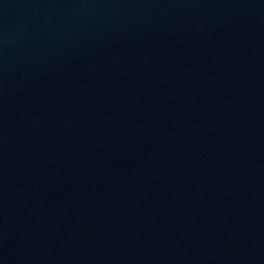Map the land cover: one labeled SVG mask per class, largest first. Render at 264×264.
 <instances>
[{
  "label": "water",
  "instance_id": "water-1",
  "mask_svg": "<svg viewBox=\"0 0 264 264\" xmlns=\"http://www.w3.org/2000/svg\"><path fill=\"white\" fill-rule=\"evenodd\" d=\"M0 264H264V0H0Z\"/></svg>",
  "mask_w": 264,
  "mask_h": 264
}]
</instances>
